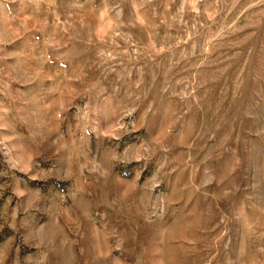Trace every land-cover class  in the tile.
<instances>
[{
    "label": "rangeland",
    "instance_id": "1",
    "mask_svg": "<svg viewBox=\"0 0 264 264\" xmlns=\"http://www.w3.org/2000/svg\"><path fill=\"white\" fill-rule=\"evenodd\" d=\"M0 264H264V0H0Z\"/></svg>",
    "mask_w": 264,
    "mask_h": 264
}]
</instances>
